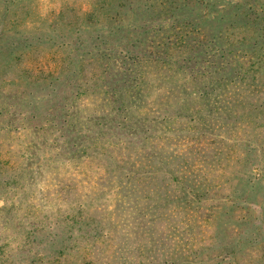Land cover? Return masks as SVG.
Listing matches in <instances>:
<instances>
[{
    "label": "trees",
    "instance_id": "obj_1",
    "mask_svg": "<svg viewBox=\"0 0 264 264\" xmlns=\"http://www.w3.org/2000/svg\"><path fill=\"white\" fill-rule=\"evenodd\" d=\"M264 0H0V264H264Z\"/></svg>",
    "mask_w": 264,
    "mask_h": 264
},
{
    "label": "rangeland",
    "instance_id": "obj_2",
    "mask_svg": "<svg viewBox=\"0 0 264 264\" xmlns=\"http://www.w3.org/2000/svg\"><path fill=\"white\" fill-rule=\"evenodd\" d=\"M264 193V192H263Z\"/></svg>",
    "mask_w": 264,
    "mask_h": 264
}]
</instances>
